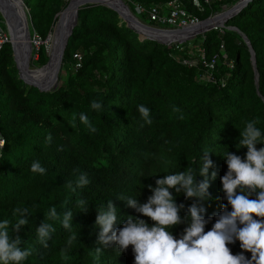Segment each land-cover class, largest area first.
Segmentation results:
<instances>
[{
	"label": "trees",
	"instance_id": "trees-1",
	"mask_svg": "<svg viewBox=\"0 0 264 264\" xmlns=\"http://www.w3.org/2000/svg\"><path fill=\"white\" fill-rule=\"evenodd\" d=\"M173 0H129L130 12L143 24L163 27L147 14L136 16L134 4L148 10ZM191 17L203 21L218 14L238 0H177ZM29 9V30L42 41L33 48L32 61L43 67L48 60L47 39L63 11L65 0H23ZM0 21L2 17L0 15ZM235 27L249 40L255 56L258 83L248 47L234 32L214 29L192 41L169 46L154 39L142 38L126 26L113 10L101 6H85L78 10L77 25L70 35L63 55L57 87L48 92L23 83L18 78L10 42L0 52V134L4 146L0 151V222H15L12 211L28 207L29 223L10 237L20 236L21 248H32L33 255L24 264H134L132 248L125 253L114 252V245L104 250L98 261L93 250L99 229L95 226L96 207L111 201L120 211L121 219L139 216L117 197L139 198L146 202L152 194L148 185L166 174L199 169L201 156L210 151L214 167L209 169V188L200 206L206 209L209 231L216 214L227 202L220 191L221 177L227 172L224 154L228 151L242 158L246 148L236 147L239 131L250 120L264 133V0H251L225 25ZM4 29V26H3ZM222 47V50H221ZM212 69L206 64L214 57ZM93 100L102 110L91 109ZM144 105L151 111L152 124L147 125L138 112ZM173 107L179 108L174 112ZM79 113L88 115L97 128L90 133L80 124ZM75 116V119H74ZM183 116V119L180 117ZM51 134L52 142L46 137ZM63 147L58 152L57 148ZM264 147L258 144L257 149ZM47 169L45 175L30 171L33 161ZM87 172L90 185L72 193L64 187L75 180L73 169ZM217 173L215 180L211 172ZM204 178L198 176L197 180ZM177 204H184L181 217L188 214L194 202L183 194L176 195ZM88 201L87 212L76 207V200ZM255 198V197H253ZM36 204L38 207L32 208ZM74 212L73 232L77 241L69 247L72 233L59 221L52 223L49 248L37 242L36 228L50 207L58 212ZM229 211L231 208L229 207ZM119 215V213H118ZM118 223L116 227H121ZM185 224L172 229L179 238ZM228 247L241 252L239 241ZM251 258L250 253H244ZM66 256V258H65Z\"/></svg>",
	"mask_w": 264,
	"mask_h": 264
},
{
	"label": "clouds",
	"instance_id": "clouds-1",
	"mask_svg": "<svg viewBox=\"0 0 264 264\" xmlns=\"http://www.w3.org/2000/svg\"><path fill=\"white\" fill-rule=\"evenodd\" d=\"M90 107L99 112L103 106L93 100ZM137 110L144 123L151 125L153 120L150 109L139 105ZM173 111L179 112V108L173 107ZM78 120L90 133L97 132L87 114L79 113ZM256 124V120H250L239 131L236 147L238 150L247 149L244 158L229 151L223 155L227 172L221 177L220 191L227 203L216 214V221L209 231H205V227L212 217L205 219L203 213L206 209L200 206V202L208 195L209 169L214 167L209 158L211 152L206 150L201 156L202 166L198 170L187 168L184 172L166 174L156 180L155 187L148 185L152 194L146 202L141 203L139 198L117 197L139 216L151 220V225L139 217L127 216L121 219L119 209L111 201H108L107 206L102 204L96 207L95 226L99 232L97 247L92 249L94 262L99 260L105 249L114 245L113 251L119 254L125 253L131 246L134 264H264V147L257 149L258 144H264V133ZM46 140L52 142L51 134ZM4 143L0 140V147ZM63 150V147L57 148L58 152ZM30 171L40 175L47 173V169L38 160L31 163ZM73 174L75 180L70 178L64 185L72 193L90 185L87 172L75 168ZM216 175L212 171L211 179L215 180ZM198 176L204 179L198 181ZM173 192L194 201L184 217L180 215L184 204H177ZM75 203L81 212H87L89 204L86 199L78 197ZM36 207L38 205H32V208ZM61 207L67 208L64 205ZM28 214H32L28 207L18 206L12 211L13 217H16L14 223L7 219L0 222V264H24L33 255L32 248L20 247L23 241L19 235L12 239L9 232L10 225L17 233L27 226L29 221L24 217ZM44 217L36 228L37 242L43 249L49 248L52 233L56 231L48 221H59L63 229L72 233L67 241L69 247L73 241H77V233L73 232L72 209L58 212L57 207L52 206ZM118 223L122 226L116 227ZM181 224L186 227L177 238L172 229ZM237 241L241 252L234 255L228 245ZM244 253H250L251 258Z\"/></svg>",
	"mask_w": 264,
	"mask_h": 264
},
{
	"label": "water",
	"instance_id": "water-1",
	"mask_svg": "<svg viewBox=\"0 0 264 264\" xmlns=\"http://www.w3.org/2000/svg\"><path fill=\"white\" fill-rule=\"evenodd\" d=\"M70 1H69V3H70ZM250 1L251 0H238L234 5H232L226 11L218 13V14H216L212 17H209L203 21H200L197 26L188 27L185 29H179L178 30V29H162V28L152 27V26H148V25L141 23L133 14L130 13L129 8L123 3L122 0H121L122 7L129 13L128 18H125L122 15L119 8H117L115 5H112L111 3H108V2H105L102 0H79V2L77 4L76 11H75V16L72 19L68 20L65 18V12L67 11L69 4L63 11H61L57 15V21H56V24L54 27V33L57 34V39H58L57 40V46H56V63H55V68H54V72H53V76H52L51 80L48 83H45V82L37 80V79H35L29 75L22 76L20 74L18 66L16 64V69L19 72L18 78H19V80L23 81L24 84L36 88L39 92H48V91L55 89L57 87L58 76H59V72L61 69L63 55H64V52L66 49L68 39H69L70 35L72 34L73 29L77 25L78 10L85 7V6L101 5V6H105L109 9L113 10L114 12H116L118 14L119 18L125 22L126 26L133 29L142 38L157 40L155 37H152L153 35L152 36H141V30L148 32V33H154V34L166 35V36L170 35V36H174V37H176V36L178 37L180 35L186 34V36L181 41L177 40V41H179V43L186 42L187 40H189L192 37H196L197 35H203L204 33L209 32V31L214 30V29L226 28L227 30L236 33L241 38L242 42L248 47V50H249L250 55H251L250 60L252 63V67L254 69V81H255V84H257L258 83V74H257L256 67H255V56H254V52L251 48L249 40L237 28L225 26V23L228 22L230 19H232L237 13H239ZM28 12H29V9L24 4L23 0H0V14L3 17L4 23H5L6 28H7V32H8V36L10 39V44H11L14 60H15L14 38H16L14 36H19V38H22L21 36L25 34L26 35L25 39H27V41H28L27 46H28L29 50L31 51V49H33V44H32L33 41H32V37L30 34V30H29ZM5 15H9V16L13 17L16 24L18 25V29H15L14 27L11 29L8 26V23L6 22V19H5ZM218 21L220 22L219 25L211 26L212 23H217ZM201 26H207L208 28L206 30H203L199 34L192 35V34L188 33L189 31L194 30L195 28H198ZM157 41H159V40H157ZM159 42L164 44V45H168V44L174 43V40L171 41L172 43L171 42H163V41H159ZM30 55H31V53H30ZM30 55L27 58L26 67H29ZM48 62H49V55H48ZM31 71H36V70H31Z\"/></svg>",
	"mask_w": 264,
	"mask_h": 264
},
{
	"label": "bare ground",
	"instance_id": "bare-ground-1",
	"mask_svg": "<svg viewBox=\"0 0 264 264\" xmlns=\"http://www.w3.org/2000/svg\"><path fill=\"white\" fill-rule=\"evenodd\" d=\"M108 3H111L112 5H115L117 8H119V10L121 11L122 15L125 18L129 17V13L122 7L121 5V0H102ZM79 0H71L67 11L65 12V18L70 20L75 16V11L77 8V4H78ZM5 19L6 22L8 23V26L12 29L13 27L15 29H18V25L16 24L15 20L13 19V17L9 16V15H5ZM220 22L218 21L217 23H212L211 26H217L219 25ZM208 27L207 26H201L198 28H195L194 30L189 31V34L195 35V34H199L201 33L203 30H206ZM145 32V31H144ZM143 32V33H144ZM149 35H142V36H152L155 37L157 40L159 41H163V42H171L174 40V42H179L181 41L185 36V35H180V36H170V35H159V34H154V33H148ZM57 35V34H56ZM16 38H14V55H15V62L18 66L19 72L22 76H31L37 80L40 81H44L45 83H48L52 76H53V72H54V68H55V63H56V46H57V37L55 38L54 42H53V46H52V50L51 53L49 55V62L48 64L43 67L42 69H40L39 71L36 72H30L29 71V67H26V61L27 58L29 57L31 51L29 50L27 44L28 41L27 39H25L26 35H22V38H19V36H14ZM179 40V41H177ZM172 43V42H171Z\"/></svg>",
	"mask_w": 264,
	"mask_h": 264
},
{
	"label": "built area",
	"instance_id": "built-area-1",
	"mask_svg": "<svg viewBox=\"0 0 264 264\" xmlns=\"http://www.w3.org/2000/svg\"><path fill=\"white\" fill-rule=\"evenodd\" d=\"M129 1V0H127ZM213 0H204L205 3H209ZM193 4L194 6H196L197 8H200V4L198 0H193ZM134 14L136 16H140L143 14H147V16L150 18L151 21L157 22L160 25H162L163 27H158V28H162V29H185L188 27H194L197 26L199 24V20H197V18L195 17H191L189 16L182 8H181V4L179 3V1L177 0H173L171 2H169L166 5V13L161 14L160 13V9L159 7H152L148 10L144 9L143 7H141L139 4H134ZM37 41L39 43H37ZM7 42H10L9 36L5 33V31L3 30V28H1L0 26V52L3 48V45ZM47 43V41H46ZM174 43H178L181 44L179 42H174ZM33 44L36 45H41L42 41L40 40V38L38 36L35 35V37L33 38ZM170 44H168L169 46ZM38 46V47H39ZM37 48V47H35ZM222 50V47H221ZM216 56L206 65L212 69L216 63ZM0 140H3V137L0 134ZM4 146V144H3ZM0 147V151L3 148Z\"/></svg>",
	"mask_w": 264,
	"mask_h": 264
},
{
	"label": "rangeland",
	"instance_id": "rangeland-1",
	"mask_svg": "<svg viewBox=\"0 0 264 264\" xmlns=\"http://www.w3.org/2000/svg\"><path fill=\"white\" fill-rule=\"evenodd\" d=\"M66 1V3H67V6H68V4H70L69 3V1L70 0H65ZM123 1V3L126 5V1L127 0H122ZM71 2V1H70ZM235 3H233L232 5H234ZM232 5H229V6H226L225 8H224V10H222V11H220L219 13H221V12H223V11H226L227 9H229ZM66 6V7H67ZM127 6V5H126ZM130 11V10H129ZM131 13V12H130ZM132 14V13H131ZM1 15V14H0ZM2 17V16H1ZM228 22H226L225 23V25L227 24ZM56 24V23H55ZM0 26H1V28H3V26H4V31H5V33L8 35V32H7V28H6V25H5V23H4V20H3V17H2V21H0ZM54 27H55V25H54ZM54 27H53V31H52V33L48 36V40H47V46H46V48H47V53H48V55H50V53H51V50H52V46H53V42H54V40H55V38L57 37V35H56V33H54ZM144 31H142L141 30V36L142 35H145V32L143 33ZM31 34V33H30ZM146 35H149V34H147V32H146ZM198 36H201V35H197L196 37H198ZM32 37V41H33V38L35 37V35H32L31 36ZM196 37H192V38H190L189 40H187V41H192V40H194ZM186 41V42H187ZM37 43H39L38 41H37ZM182 43H184V42H182ZM32 44H33V42H32ZM38 46L39 45H34L33 44V48L34 47H37L38 48ZM32 52H33V49H31V55H30V62H29V71L30 72H36V71H39L40 69H42V67H38V66H36L35 64H33L32 63V61H34V60H36V57H34V56H32ZM14 60V59H13ZM47 62H48V60H47ZM48 64V63H47ZM47 64H45V66L47 65ZM14 65H15V67H16V62H15V60H14ZM44 66V67H45ZM31 70H36V71H31ZM18 71V70H17ZM18 75H19V72H18ZM43 82H45V80L43 81Z\"/></svg>",
	"mask_w": 264,
	"mask_h": 264
}]
</instances>
